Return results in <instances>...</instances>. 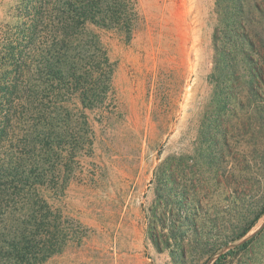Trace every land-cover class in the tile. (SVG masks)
Listing matches in <instances>:
<instances>
[{
  "label": "rangeland",
  "instance_id": "rangeland-1",
  "mask_svg": "<svg viewBox=\"0 0 264 264\" xmlns=\"http://www.w3.org/2000/svg\"><path fill=\"white\" fill-rule=\"evenodd\" d=\"M228 3L138 0L130 42L104 33L116 107L91 116L84 170L51 200L82 237L45 264H264V228L227 248L264 221V17L249 56L220 54ZM27 17L26 0H0L1 30Z\"/></svg>",
  "mask_w": 264,
  "mask_h": 264
},
{
  "label": "trees",
  "instance_id": "trees-1",
  "mask_svg": "<svg viewBox=\"0 0 264 264\" xmlns=\"http://www.w3.org/2000/svg\"><path fill=\"white\" fill-rule=\"evenodd\" d=\"M223 2L231 10L223 13L215 47L223 41L217 50L227 55L235 44L249 56L244 45H253L251 23H263L264 0ZM137 5L138 0H26L27 19L0 28V264H45L82 237L85 227L51 200L84 170L97 138L91 116L99 114L103 122L116 107V63L104 33L130 42ZM168 167L167 161L158 166L166 184ZM159 224L155 218L151 228Z\"/></svg>",
  "mask_w": 264,
  "mask_h": 264
},
{
  "label": "water",
  "instance_id": "water-1",
  "mask_svg": "<svg viewBox=\"0 0 264 264\" xmlns=\"http://www.w3.org/2000/svg\"><path fill=\"white\" fill-rule=\"evenodd\" d=\"M263 228H264V221L259 225V227H258V229H256V231H254L251 234L247 235L246 237H244L243 239H241L238 243H233V244L228 245L227 248H229V247H236L238 245L243 244L244 242H246L249 239H251L252 237H254Z\"/></svg>",
  "mask_w": 264,
  "mask_h": 264
}]
</instances>
